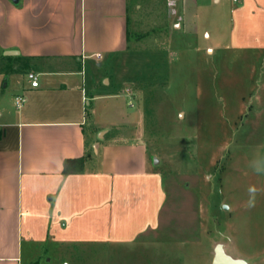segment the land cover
I'll use <instances>...</instances> for the list:
<instances>
[{
    "label": "crops",
    "instance_id": "crops-1",
    "mask_svg": "<svg viewBox=\"0 0 264 264\" xmlns=\"http://www.w3.org/2000/svg\"><path fill=\"white\" fill-rule=\"evenodd\" d=\"M174 1V17L183 14L182 24L197 28L213 2ZM235 1L231 49L264 58V0ZM225 20L224 13L213 20V55L223 47L219 28L228 26ZM129 47L130 0H0V264H23L25 243L134 245L149 243L140 237L159 228L167 189L149 144L110 135L95 141L94 154L89 151L91 139L116 121L100 120L110 97L86 71L109 65ZM30 71L38 75L37 86ZM19 95L25 96L20 107ZM80 157H86L84 169L65 174L64 161ZM262 176L253 183L264 188ZM249 231L244 221L225 222L224 253L264 264V228L260 245ZM216 246L205 248L209 264Z\"/></svg>",
    "mask_w": 264,
    "mask_h": 264
},
{
    "label": "rangeland",
    "instance_id": "rangeland-1",
    "mask_svg": "<svg viewBox=\"0 0 264 264\" xmlns=\"http://www.w3.org/2000/svg\"><path fill=\"white\" fill-rule=\"evenodd\" d=\"M174 2L130 0L129 51L86 71L110 97L100 120L116 121L89 151L110 135L149 144L167 189L159 228L134 245L25 243L23 264H209L205 248L220 243L228 221L246 222L261 244L264 188L253 182L264 172V58L231 49L235 0L209 1L199 28L174 17ZM222 13L228 26L219 28L223 47L213 55V20ZM238 201L237 210L225 208Z\"/></svg>",
    "mask_w": 264,
    "mask_h": 264
},
{
    "label": "water",
    "instance_id": "water-1",
    "mask_svg": "<svg viewBox=\"0 0 264 264\" xmlns=\"http://www.w3.org/2000/svg\"><path fill=\"white\" fill-rule=\"evenodd\" d=\"M15 3H18L19 0H13ZM6 54H17L18 52L15 50H7L5 52ZM107 132V130H102L98 134V138H103L104 134ZM153 163L158 164L159 158L154 156ZM225 208L228 209V206L225 205ZM213 264H248L244 259H236L232 258L228 254L224 253L223 247L221 243H218L215 249V256L213 258Z\"/></svg>",
    "mask_w": 264,
    "mask_h": 264
},
{
    "label": "trees",
    "instance_id": "trees-1",
    "mask_svg": "<svg viewBox=\"0 0 264 264\" xmlns=\"http://www.w3.org/2000/svg\"><path fill=\"white\" fill-rule=\"evenodd\" d=\"M86 157L69 158L64 161V173H76L84 169Z\"/></svg>",
    "mask_w": 264,
    "mask_h": 264
},
{
    "label": "built area",
    "instance_id": "built-area-1",
    "mask_svg": "<svg viewBox=\"0 0 264 264\" xmlns=\"http://www.w3.org/2000/svg\"><path fill=\"white\" fill-rule=\"evenodd\" d=\"M28 77L31 80V84L33 86H37L39 84L38 75L35 72L30 71L28 73ZM24 101H25V96L24 95H19V96L16 97V104H17L18 107L22 106Z\"/></svg>",
    "mask_w": 264,
    "mask_h": 264
}]
</instances>
